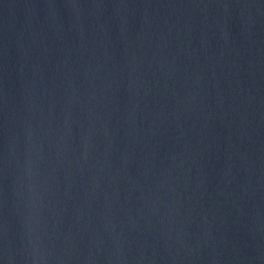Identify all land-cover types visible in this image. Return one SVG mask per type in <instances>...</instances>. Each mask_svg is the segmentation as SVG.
I'll list each match as a JSON object with an SVG mask.
<instances>
[{
	"label": "water",
	"instance_id": "1",
	"mask_svg": "<svg viewBox=\"0 0 264 264\" xmlns=\"http://www.w3.org/2000/svg\"><path fill=\"white\" fill-rule=\"evenodd\" d=\"M0 264H264V0H0Z\"/></svg>",
	"mask_w": 264,
	"mask_h": 264
}]
</instances>
